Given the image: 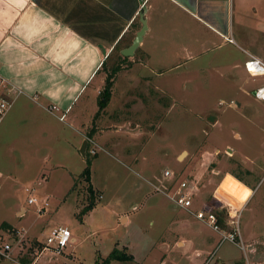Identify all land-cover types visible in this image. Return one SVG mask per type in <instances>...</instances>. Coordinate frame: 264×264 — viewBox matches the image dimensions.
<instances>
[{
    "label": "rangeland",
    "instance_id": "374dc122",
    "mask_svg": "<svg viewBox=\"0 0 264 264\" xmlns=\"http://www.w3.org/2000/svg\"><path fill=\"white\" fill-rule=\"evenodd\" d=\"M241 3L245 7L235 9L229 18L226 39L233 43L208 32L213 50L195 63L180 61L173 66L170 61L174 57L159 55L153 59L150 68L160 69L158 78L149 74L147 78L135 70V64L144 60L139 51L120 62L117 50H113L100 71L99 87L74 111L86 142L82 158L71 156L65 128L45 117L46 124L53 121L47 124L49 127L65 136L56 139L58 136L50 134L40 139L35 117L40 115L35 110L19 109L13 101L0 122V224L11 227L8 236L14 262L19 263L22 257L35 258L49 230L64 226L75 241L60 256L41 252L35 264H94L96 258H104L112 249L111 241L124 236L116 216L111 215L115 205L121 213L139 206L131 216L140 232L147 231L149 220H164L169 200L147 183L156 181L164 169L176 179L193 183L191 199L198 197L199 202L192 201L189 211L196 212L203 210L202 198L207 200L205 194H210L217 183L210 167L219 159L220 167L225 166L227 149L232 151V160L254 161L264 156V102L250 94L264 82V76L250 77L242 66L246 59L243 51L264 62V4L254 12L252 1ZM112 67L118 69L112 76L109 101L96 114L97 94ZM147 71L152 74V70ZM230 100L233 103L227 106ZM219 102L224 105L218 106ZM33 119L37 121H30ZM181 153L185 155L178 158ZM84 155L90 158V184L93 178L96 203L92 209H97L80 215L88 203L85 184L78 179L85 165ZM243 164L251 168V164ZM217 192L220 195V189ZM146 194L149 199L144 201ZM29 199L34 202L28 204ZM217 202H211L214 208H218ZM186 213L189 223L196 220ZM126 231L130 236L137 234L131 224ZM135 253L141 262L142 253L138 249ZM152 259L149 254L141 264H152ZM14 262L7 264H17Z\"/></svg>",
    "mask_w": 264,
    "mask_h": 264
},
{
    "label": "crops",
    "instance_id": "0c3cea01",
    "mask_svg": "<svg viewBox=\"0 0 264 264\" xmlns=\"http://www.w3.org/2000/svg\"><path fill=\"white\" fill-rule=\"evenodd\" d=\"M243 1L0 0V76L18 92L15 103L19 109L35 110L40 115H33L39 120V138H48L50 134L58 136L56 139L65 136L47 125L53 123L51 119L45 123L44 118L51 117L66 129L70 136L67 148L71 156H77L84 141L74 111L99 87L101 63L114 48L122 55L144 23L143 35L135 49L144 60L135 64V70L147 78L148 74L158 78L162 75L160 69L150 68L153 59L159 55L165 59L174 57L170 61L173 66L180 61L195 63L213 50L214 45L206 37L208 32L233 43L226 39L229 18L235 9L245 7ZM250 1L254 12L264 4V0ZM147 70H152V74ZM51 107L55 109L50 111ZM225 152V166L220 167L219 159L210 167V175L217 183L210 194H205L208 201L202 198L203 210L220 209L225 204V211L230 210L231 215L236 212L239 237L246 244L247 263L264 264V156L254 161L232 160L231 149ZM243 161L251 164V168ZM60 166L69 172V168ZM91 184L95 186L93 178ZM147 199L148 194L143 200ZM191 200L199 202L198 197ZM213 201L224 204L217 202L218 208H214ZM167 203L165 221L161 219L156 226V222L149 220L145 233L138 231L136 219L131 216L139 206L133 205L130 213H121L117 205L112 207L111 215L116 216L124 235L111 241L112 248H122L130 254V264H141L149 254L153 256L152 264H243V254L238 248L228 242L218 243L217 233L197 220L189 223L185 212ZM130 224L136 235L130 236L126 231ZM137 249L142 253L141 262L136 257ZM39 255L31 264L36 263Z\"/></svg>",
    "mask_w": 264,
    "mask_h": 264
},
{
    "label": "built area",
    "instance_id": "2783aa9c",
    "mask_svg": "<svg viewBox=\"0 0 264 264\" xmlns=\"http://www.w3.org/2000/svg\"><path fill=\"white\" fill-rule=\"evenodd\" d=\"M228 42H230V40H228ZM243 53L246 55V59L243 61L242 66L246 75L250 77L264 76V62L252 54L245 51H243ZM17 94L18 92L15 91L13 86L9 85V83L0 76V122L10 109ZM251 96L259 102H264V82L252 90ZM232 103L233 102L230 101L227 106ZM223 105L222 102L218 103V106ZM54 109V107H51L50 110ZM147 183L152 191L161 194L176 208L190 213L194 219L205 224L217 233L219 235L218 243L228 242L238 248L243 254V264H248L245 256L246 247L243 245L239 237L238 220L235 215L236 212L231 215L230 210H226V228L224 229L218 226L215 215L210 210H198L196 212L189 211L192 201V190L194 187L191 186V182L187 181V179H176L172 172L164 169L156 181H147ZM32 202L34 201L31 199L27 201L28 204ZM71 243L72 239L66 227H53L49 230L39 254L47 251L52 256H60L63 254L64 248ZM12 250L13 245L8 236V231L0 230V263L7 264L8 262H14L15 256H13Z\"/></svg>",
    "mask_w": 264,
    "mask_h": 264
},
{
    "label": "trees",
    "instance_id": "16d2710c",
    "mask_svg": "<svg viewBox=\"0 0 264 264\" xmlns=\"http://www.w3.org/2000/svg\"><path fill=\"white\" fill-rule=\"evenodd\" d=\"M117 50V53L119 54V50L117 48H114L113 50ZM112 50V51H113ZM138 51V50H136ZM135 51V52H136ZM135 54V53H134ZM109 56V55H108ZM108 56L106 58H108ZM118 59L120 62L124 61L125 57L122 55H117ZM101 63V70L105 69L106 65V59ZM118 67H112L108 73V75L105 77V84L103 88L98 92L97 97H96V106H97V113H99L101 110L104 109L106 104L109 101L110 97V89L112 85V76L115 74L117 71ZM100 70V71H101ZM84 168L81 170L80 174L78 175V179L82 180L83 183L85 184L86 192L88 193V203L82 208L80 211V215L86 214L88 211H90L94 206H95V201L93 200L94 198V192L91 188L90 184V158L87 155H84ZM216 218V222L218 226L221 228H226L225 222H226V211L223 207L220 209H209ZM10 225L7 223H1L0 224V230H5L8 231L10 229ZM34 257L31 256V259L27 257H22L19 259L20 264H30L33 261ZM121 262V263H130L132 262V257L130 254L126 253L124 249H117V248H112L109 253L104 257V258H96L94 261V264H109L111 262Z\"/></svg>",
    "mask_w": 264,
    "mask_h": 264
},
{
    "label": "water",
    "instance_id": "95a60500",
    "mask_svg": "<svg viewBox=\"0 0 264 264\" xmlns=\"http://www.w3.org/2000/svg\"><path fill=\"white\" fill-rule=\"evenodd\" d=\"M144 23H142V28L137 32V34L135 35V37H134V39H133V41H132V43H131V45L127 48V49H125V50H123L122 52H121V54L123 55V56H131L132 54H133V52L135 51V49L137 48V46H138V44H139V42H140V40H141V37H142V35H143V32H144ZM85 141L81 144V146H80V148H79V154L83 157V149H84V147H85ZM185 155V153H181L179 156H178V158H181L182 156H184Z\"/></svg>",
    "mask_w": 264,
    "mask_h": 264
}]
</instances>
